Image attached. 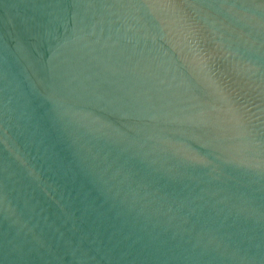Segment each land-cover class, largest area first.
Instances as JSON below:
<instances>
[{
  "label": "water",
  "instance_id": "95a60500",
  "mask_svg": "<svg viewBox=\"0 0 264 264\" xmlns=\"http://www.w3.org/2000/svg\"><path fill=\"white\" fill-rule=\"evenodd\" d=\"M0 264H264V0H0Z\"/></svg>",
  "mask_w": 264,
  "mask_h": 264
}]
</instances>
